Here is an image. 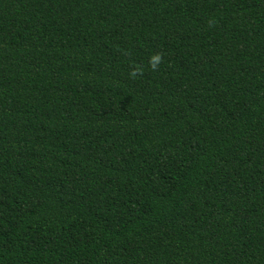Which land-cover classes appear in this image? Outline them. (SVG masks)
Returning <instances> with one entry per match:
<instances>
[{
    "label": "trees",
    "instance_id": "16d2710c",
    "mask_svg": "<svg viewBox=\"0 0 264 264\" xmlns=\"http://www.w3.org/2000/svg\"><path fill=\"white\" fill-rule=\"evenodd\" d=\"M0 264H264V0H0Z\"/></svg>",
    "mask_w": 264,
    "mask_h": 264
}]
</instances>
